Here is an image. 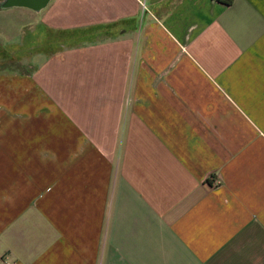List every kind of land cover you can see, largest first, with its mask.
<instances>
[{
  "label": "crops",
  "instance_id": "crops-1",
  "mask_svg": "<svg viewBox=\"0 0 264 264\" xmlns=\"http://www.w3.org/2000/svg\"><path fill=\"white\" fill-rule=\"evenodd\" d=\"M6 263L264 264V0H0Z\"/></svg>",
  "mask_w": 264,
  "mask_h": 264
},
{
  "label": "built area",
  "instance_id": "built-area-1",
  "mask_svg": "<svg viewBox=\"0 0 264 264\" xmlns=\"http://www.w3.org/2000/svg\"><path fill=\"white\" fill-rule=\"evenodd\" d=\"M218 1L223 2L224 0H218ZM219 183H220V181L216 180L214 184H219ZM6 264H9V263H6Z\"/></svg>",
  "mask_w": 264,
  "mask_h": 264
},
{
  "label": "trees",
  "instance_id": "trees-1",
  "mask_svg": "<svg viewBox=\"0 0 264 264\" xmlns=\"http://www.w3.org/2000/svg\"><path fill=\"white\" fill-rule=\"evenodd\" d=\"M231 0H229V2H230Z\"/></svg>",
  "mask_w": 264,
  "mask_h": 264
}]
</instances>
